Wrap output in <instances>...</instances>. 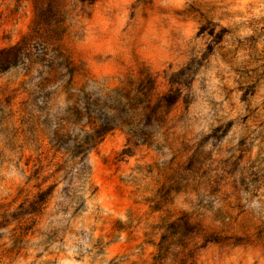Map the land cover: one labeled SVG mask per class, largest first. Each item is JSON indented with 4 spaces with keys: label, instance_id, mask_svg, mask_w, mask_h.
Returning <instances> with one entry per match:
<instances>
[{
    "label": "rangeland",
    "instance_id": "obj_1",
    "mask_svg": "<svg viewBox=\"0 0 264 264\" xmlns=\"http://www.w3.org/2000/svg\"><path fill=\"white\" fill-rule=\"evenodd\" d=\"M0 264H264V0H0Z\"/></svg>",
    "mask_w": 264,
    "mask_h": 264
}]
</instances>
